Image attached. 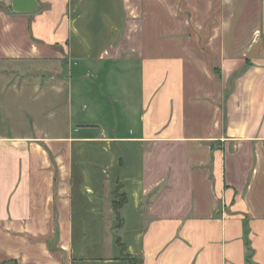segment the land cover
<instances>
[{"label":"crops","instance_id":"crops-1","mask_svg":"<svg viewBox=\"0 0 264 264\" xmlns=\"http://www.w3.org/2000/svg\"><path fill=\"white\" fill-rule=\"evenodd\" d=\"M37 1L0 4V264H264V0Z\"/></svg>","mask_w":264,"mask_h":264},{"label":"water","instance_id":"water-1","mask_svg":"<svg viewBox=\"0 0 264 264\" xmlns=\"http://www.w3.org/2000/svg\"><path fill=\"white\" fill-rule=\"evenodd\" d=\"M5 6L14 12L28 13L34 12L39 8L37 0H0Z\"/></svg>","mask_w":264,"mask_h":264},{"label":"trees","instance_id":"trees-1","mask_svg":"<svg viewBox=\"0 0 264 264\" xmlns=\"http://www.w3.org/2000/svg\"><path fill=\"white\" fill-rule=\"evenodd\" d=\"M116 195V199L113 201V209L115 212V216L116 219L119 221V223L121 222V215L119 212V209L121 208L122 203L125 200V193L124 192H119L118 188L115 191ZM119 244L120 241L118 240ZM122 257H124L125 259L128 260L129 264H142L141 260L139 258H137L136 256L127 254V253H122Z\"/></svg>","mask_w":264,"mask_h":264},{"label":"rangeland","instance_id":"rangeland-1","mask_svg":"<svg viewBox=\"0 0 264 264\" xmlns=\"http://www.w3.org/2000/svg\"><path fill=\"white\" fill-rule=\"evenodd\" d=\"M0 4L3 5V3H1V1H0ZM7 121H8V120H7ZM0 122H1V119H0ZM0 124H1V123H0Z\"/></svg>","mask_w":264,"mask_h":264}]
</instances>
